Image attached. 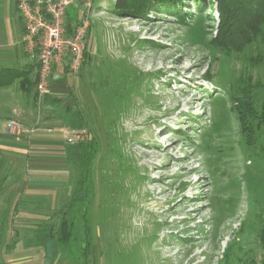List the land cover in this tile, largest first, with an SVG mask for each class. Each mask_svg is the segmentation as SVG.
Masks as SVG:
<instances>
[{"label":"rangeland","instance_id":"1","mask_svg":"<svg viewBox=\"0 0 264 264\" xmlns=\"http://www.w3.org/2000/svg\"><path fill=\"white\" fill-rule=\"evenodd\" d=\"M115 1L92 0L80 71L41 100L60 125L42 152L54 170L28 164L33 135L10 143L22 157L0 164V191L17 180L51 196L24 225L66 264H264V22L229 38L217 0L141 14ZM11 8L0 0L8 40ZM15 194L0 197V264Z\"/></svg>","mask_w":264,"mask_h":264},{"label":"crops","instance_id":"2","mask_svg":"<svg viewBox=\"0 0 264 264\" xmlns=\"http://www.w3.org/2000/svg\"><path fill=\"white\" fill-rule=\"evenodd\" d=\"M12 11L14 18L19 22L18 29L12 22L13 39H7V34H0V71L16 70L20 72V76L15 78L9 85L0 87V112H3L4 127L10 120L17 121L30 134L26 137L16 139L11 136L5 129H0V164L5 168H10L16 160H20L22 154L18 152V147L11 146L15 144H24L31 140L30 154L28 164L31 165L33 172L38 173L41 170H54L55 161L45 160L42 152L51 151L57 144L58 138L55 137V129L60 126L56 118L49 116H41L38 113L41 103L37 100L36 80L38 73L37 61L31 59L24 48V24L20 18L18 11V0H12ZM12 19V18H11ZM9 32V30H7ZM61 73L64 76L62 68L57 69L55 75ZM68 74V73H67ZM66 77V75H65ZM52 84V81L50 82ZM55 86L53 85V88ZM0 116V120H1ZM11 143V145H10ZM10 171V169H9ZM4 183V181L2 182ZM24 185V183H23ZM28 186V188H27ZM22 188V182L13 180L12 184H8L5 191L13 192L14 202L9 207V212L3 216L11 218V224H18V231L11 234L13 237L11 243L6 248L10 250L11 257H7L5 262L1 264H66L58 261L56 256L52 254L53 240L34 238V225L24 223L28 218L38 216H46V214L37 213L39 208H48L51 196L41 195L38 185L27 184ZM33 187V188H30ZM5 191H0V197ZM1 200V199H0ZM11 208V210H10ZM21 209L20 211H18ZM29 222V221H28ZM56 243L54 242V248ZM6 251L4 252L5 254Z\"/></svg>","mask_w":264,"mask_h":264},{"label":"built area","instance_id":"3","mask_svg":"<svg viewBox=\"0 0 264 264\" xmlns=\"http://www.w3.org/2000/svg\"><path fill=\"white\" fill-rule=\"evenodd\" d=\"M92 0H19L18 11L24 24L23 44L26 52L37 61V100L51 94V78L65 66L69 74H77L83 64L87 39V13ZM70 10L79 14L71 33H66V18ZM81 15H83L81 17ZM8 133L17 140L30 131L10 120Z\"/></svg>","mask_w":264,"mask_h":264},{"label":"trees","instance_id":"4","mask_svg":"<svg viewBox=\"0 0 264 264\" xmlns=\"http://www.w3.org/2000/svg\"><path fill=\"white\" fill-rule=\"evenodd\" d=\"M180 2H183V0H116L113 11L117 13L141 14V12L144 13V11L150 7L149 5L153 3L155 5H178ZM217 2L219 5V12L221 14L222 22L226 23V26L228 25V27H230L227 28L224 25V31L226 33L225 37L230 38L232 35H242L243 32H247L246 38H248V35L252 34L260 23L264 22V0H217ZM229 2L232 3V6L230 5L231 8L227 7ZM236 16L238 18L235 19L234 17ZM75 19V16L68 13L66 18V33L68 35L71 33V28L73 23H75ZM242 28H245L246 30L244 31ZM62 70L65 77V75L68 73L67 68L64 66ZM20 75V72L16 70L0 71V87L9 85ZM50 87L53 89L52 84ZM260 120L264 124V110L263 117ZM49 238H52V236Z\"/></svg>","mask_w":264,"mask_h":264},{"label":"bare ground","instance_id":"5","mask_svg":"<svg viewBox=\"0 0 264 264\" xmlns=\"http://www.w3.org/2000/svg\"><path fill=\"white\" fill-rule=\"evenodd\" d=\"M190 248V247H189ZM190 249H192V248H190ZM166 254V253H165ZM167 258H169V256H167Z\"/></svg>","mask_w":264,"mask_h":264}]
</instances>
